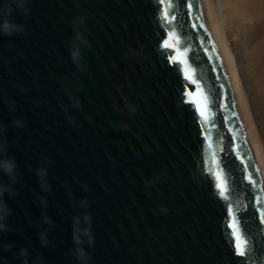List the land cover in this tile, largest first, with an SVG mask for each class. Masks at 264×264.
Listing matches in <instances>:
<instances>
[{"label": "water", "instance_id": "1", "mask_svg": "<svg viewBox=\"0 0 264 264\" xmlns=\"http://www.w3.org/2000/svg\"><path fill=\"white\" fill-rule=\"evenodd\" d=\"M22 2L0 0L26 29L0 35L19 171L0 264H264V188L197 0Z\"/></svg>", "mask_w": 264, "mask_h": 264}, {"label": "bare ground", "instance_id": "2", "mask_svg": "<svg viewBox=\"0 0 264 264\" xmlns=\"http://www.w3.org/2000/svg\"><path fill=\"white\" fill-rule=\"evenodd\" d=\"M264 188V0H197Z\"/></svg>", "mask_w": 264, "mask_h": 264}, {"label": "clouds", "instance_id": "3", "mask_svg": "<svg viewBox=\"0 0 264 264\" xmlns=\"http://www.w3.org/2000/svg\"><path fill=\"white\" fill-rule=\"evenodd\" d=\"M12 4H15L16 7L23 13L24 11V4L22 0H12L11 4H6L4 6L3 11L6 13L11 12L12 10ZM26 33V29L23 27H17L13 23H3L0 24V35L3 36H13L18 34ZM76 40H79L80 43L77 44L75 41L70 42V59L73 62V64L83 71L84 65L82 63L83 55L80 51L81 46H86L87 41L83 39L80 33H76ZM5 64L10 63L8 60L4 61ZM67 91V90H66ZM75 107L79 108V104L76 103L74 105ZM8 107L10 111H15L14 102L9 100L8 101ZM69 123H73L71 119H69ZM13 127L15 128H22L24 126L23 121L20 119H15L12 122ZM7 132V128L3 125H0V172H2L5 176L8 177V183H0V231H9L6 224V217L8 215H11V210L7 209L6 205L2 203L3 197L5 194L10 199H14L18 193L15 190V185L19 183V171H18V165L14 158L9 157L7 155V141L5 139V135ZM34 174L39 178V183L42 187V190L45 192L50 191V185L47 184V171L44 168H40L34 171ZM82 203V202H81ZM45 220L47 223L51 224L52 221L50 218L45 217ZM47 240L42 239V246H47ZM76 243H80L79 237H77ZM4 251L11 252L12 251V245L11 244H4L3 246ZM73 255L77 256V259L81 262L84 261V256L79 251L72 253ZM18 257L22 258V264L23 259H26L27 253L26 250H21L18 254Z\"/></svg>", "mask_w": 264, "mask_h": 264}, {"label": "snow or ice", "instance_id": "4", "mask_svg": "<svg viewBox=\"0 0 264 264\" xmlns=\"http://www.w3.org/2000/svg\"><path fill=\"white\" fill-rule=\"evenodd\" d=\"M165 18H166V20L169 18V17H168V14H165ZM171 18L174 19V17H171ZM237 251H238V254H239V255H244V249L241 248V247H239V245L237 246Z\"/></svg>", "mask_w": 264, "mask_h": 264}]
</instances>
